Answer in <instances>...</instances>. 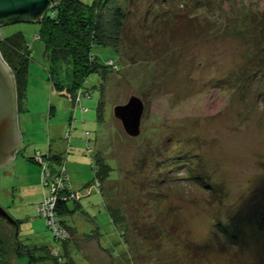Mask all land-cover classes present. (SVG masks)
I'll return each instance as SVG.
<instances>
[{
	"label": "rangeland",
	"instance_id": "rangeland-1",
	"mask_svg": "<svg viewBox=\"0 0 264 264\" xmlns=\"http://www.w3.org/2000/svg\"><path fill=\"white\" fill-rule=\"evenodd\" d=\"M175 2L177 25L156 0L122 4L131 44L75 98L58 92L72 87L73 67L46 57L39 24L0 26V38L23 33L34 53L19 101L22 147L0 170V207L18 222L0 217V264L60 256L49 227L64 225L42 216L57 192L43 190L30 161L49 146L64 165L50 164L48 178L67 174L73 188L58 193L84 208L66 220L74 264H264V0ZM133 96L144 103L138 138L113 115ZM100 152L111 170L102 181L91 163Z\"/></svg>",
	"mask_w": 264,
	"mask_h": 264
},
{
	"label": "trees",
	"instance_id": "trees-1",
	"mask_svg": "<svg viewBox=\"0 0 264 264\" xmlns=\"http://www.w3.org/2000/svg\"><path fill=\"white\" fill-rule=\"evenodd\" d=\"M156 2L159 3L157 0ZM162 2V5L160 4L161 2L159 3L161 13L167 16L166 20L168 22H173L174 25H177L178 22L176 21H178V19L180 20L182 16L184 17V11L177 10L175 0H170V2L168 0H162ZM122 4H127V0H96L91 5H84L80 0H57V3L53 5L42 18L33 20L28 16H23L20 17V20L15 22L39 24L40 31L37 35L40 36L41 42L46 46L45 53L50 62L55 63L57 61H62L64 63L69 62V64H72L74 71L73 85L67 90V92H65L66 90L62 91L61 88L58 92L66 93L69 98H75V94L79 92H77V90L82 88L84 82H87L92 75L99 74L104 78L101 72L105 71L104 73H106L108 68L107 63L110 60H115L114 58L117 57L119 51L118 48L121 46V43L124 44L128 40V44H131V39L126 33L128 32L126 31L127 27L130 25V10L128 7L131 5L129 4L130 6L123 7ZM15 23L7 21L5 26ZM106 48H111L112 54L110 57H107L106 54V57L104 55L102 56V54L98 55L99 57H94V52H97L100 49L105 50ZM32 49V43L27 40L23 33L10 38H5L2 34V37L0 38V53L4 61L11 68L15 77L18 112L21 111L22 108L19 106V101L26 99L29 65L34 58ZM155 52L158 55L156 50ZM25 53H27V56L24 55ZM92 55L93 58L98 61V63L94 65L100 68L99 71L94 70V65L91 63V60L93 61ZM121 67L122 65L120 62H117L114 69ZM81 102L82 101L80 100V103ZM81 113L84 114L83 112ZM101 113L102 107L99 102L98 121L102 125V120L99 118ZM97 136L93 143L97 141ZM30 161L39 166L43 190V183L48 181L45 174L49 171L48 167L50 164L57 161L59 165H64L62 162H59L57 158L55 160L54 157L51 156L50 146L47 156L42 157L41 154L36 153L35 158L30 159ZM91 163L93 165V170L95 172L94 177L96 179L102 181L103 178L110 177L109 174L111 170L108 169L110 167L107 165L108 162L102 157L101 152L95 153V157L93 160L91 159ZM64 175V182H66L64 183L65 191L67 189L71 190L73 187L69 183L68 175ZM102 191L103 190L101 189V193ZM64 196L65 194L63 196L60 195V198H57L55 208L51 215H49L50 219L64 225V229L61 230L62 236H60L57 230L54 231V229H50L51 227H49V231L56 242H58V245L61 246V251L59 252L61 257L59 256L58 260L55 259L57 260L55 261V264H74L75 257L69 253L68 246L73 244L72 240L76 231L72 229V226L67 222H69V220L75 215L76 211L80 209L79 206L81 204L76 201L74 196L72 197L68 194L65 197ZM74 206L77 210L74 209ZM83 210L84 208L82 207L80 211L84 213ZM39 211L40 210H38V212ZM39 215L41 216L40 212ZM112 216L114 217L113 214ZM67 219L69 220L66 221ZM109 219H111L110 215ZM118 222L119 221L116 223ZM11 223L18 225V222L14 219H12ZM97 225L100 227L99 223H97ZM137 228H140L138 224ZM70 233L73 235L72 237ZM85 236L88 238H94L93 233H86ZM73 247L75 248V246Z\"/></svg>",
	"mask_w": 264,
	"mask_h": 264
},
{
	"label": "water",
	"instance_id": "water-1",
	"mask_svg": "<svg viewBox=\"0 0 264 264\" xmlns=\"http://www.w3.org/2000/svg\"><path fill=\"white\" fill-rule=\"evenodd\" d=\"M57 0H0V26L16 22L28 16L33 20L42 18ZM143 101L133 96L125 105L113 109L114 117L120 121L126 134L132 138L140 136ZM18 100L14 74L0 53V170L9 167L22 147V135L18 121ZM0 216L11 221V217L0 207Z\"/></svg>",
	"mask_w": 264,
	"mask_h": 264
},
{
	"label": "built area",
	"instance_id": "built-area-1",
	"mask_svg": "<svg viewBox=\"0 0 264 264\" xmlns=\"http://www.w3.org/2000/svg\"><path fill=\"white\" fill-rule=\"evenodd\" d=\"M46 175V178H47V182L46 183H43V186H46L47 184L51 185L53 187L54 190H52L53 193H56L57 192V196L55 197V199H51L50 202L48 205L45 206L44 209H46V214H42L41 212V209L44 207H40L39 208V212L42 214V216H49L51 215V213L53 212L54 208H55V202L57 201V198H60V195H59V189H62V188H65L64 186V179H60L58 178V176H50V178H48V175H49V171L45 174ZM48 201V200H47ZM45 201V202H47ZM54 202V203H53ZM48 214V215H47ZM53 220V219H51ZM54 221V220H53ZM60 236H62V233H60Z\"/></svg>",
	"mask_w": 264,
	"mask_h": 264
},
{
	"label": "crops",
	"instance_id": "crops-1",
	"mask_svg": "<svg viewBox=\"0 0 264 264\" xmlns=\"http://www.w3.org/2000/svg\"><path fill=\"white\" fill-rule=\"evenodd\" d=\"M54 157H55V156H54ZM59 157H60V156H59ZM59 157H58V158H59Z\"/></svg>",
	"mask_w": 264,
	"mask_h": 264
},
{
	"label": "bare ground",
	"instance_id": "bare-ground-1",
	"mask_svg": "<svg viewBox=\"0 0 264 264\" xmlns=\"http://www.w3.org/2000/svg\"><path fill=\"white\" fill-rule=\"evenodd\" d=\"M63 189H65V188H63Z\"/></svg>",
	"mask_w": 264,
	"mask_h": 264
}]
</instances>
